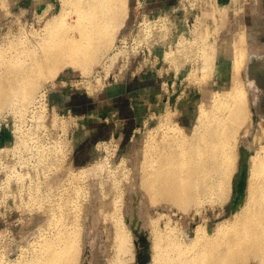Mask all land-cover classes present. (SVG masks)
Returning <instances> with one entry per match:
<instances>
[{
    "label": "rangeland",
    "instance_id": "rangeland-1",
    "mask_svg": "<svg viewBox=\"0 0 264 264\" xmlns=\"http://www.w3.org/2000/svg\"><path fill=\"white\" fill-rule=\"evenodd\" d=\"M173 2L172 9L147 16L136 0H128L126 16L120 21L123 24L119 22L120 32L118 29L114 32V48L102 54V57L110 54V59L98 60L86 70L65 67L53 82L41 80L25 116H20L14 102L0 109V264H30L35 253L53 235L77 232L82 233L80 240L98 239L99 247H103L101 263L106 264L112 243V221L119 216L124 221L126 216L131 219L133 214L127 213L128 208L136 207L137 202L142 204L139 209L143 216L138 221L145 240H153L145 224L153 217L157 221L155 226L163 231L162 240L172 241L171 246L165 247L169 250L178 240H184L186 229L194 233L200 226L212 235L219 225L232 221L229 205L239 161L230 180L228 199L223 203L202 201L185 213L176 207L164 212L160 210L163 206L154 207L146 202L149 206L145 207L141 198L133 200L130 182L124 180L125 189L119 190L117 196L111 192L105 199L104 211L110 212L109 218L100 217L98 225H93L95 212L89 207L93 193L100 194L103 183L107 189L118 178H112L111 182L107 180L109 176H132V149L143 135L159 127L167 112L170 121L175 123L180 116L179 122L191 129L201 106L211 104L208 91L218 89L228 79V75H223L239 54L225 52L224 45L229 43L227 48L236 47L245 53L251 41L264 44L262 22L251 29L237 19L245 10L240 0L234 1L232 7L220 0ZM60 12L59 0H0V70L9 57L17 56L29 63L27 53L37 41L42 43L43 27ZM76 20L77 13L69 9L64 26L73 27ZM73 29L68 33L78 38V30ZM121 41L125 44L121 45ZM243 56L245 59L247 53ZM208 64L209 68L204 69ZM246 64L247 69L256 67L250 59ZM253 72L261 94L256 103L250 100L253 120L248 137L251 140L259 124H264V67ZM241 147L247 149V144L244 142ZM94 169L99 171L92 172ZM83 171H87L85 176ZM100 179L102 185L98 184ZM37 182H42L41 191L36 188ZM74 183L83 186L84 203L76 205V197L72 195L71 200L67 195L66 186ZM50 186L55 191L61 188L62 195L68 196L73 208L69 220L66 218L61 223L56 220V216L66 214L67 206L62 209L57 204L62 197L50 200L41 197ZM112 194L116 197H111ZM115 201L119 203L114 206ZM129 230L135 254L132 264H135L139 253L143 257L144 247ZM85 247L79 264L90 261ZM245 264H253V260Z\"/></svg>",
    "mask_w": 264,
    "mask_h": 264
},
{
    "label": "bare ground",
    "instance_id": "bare-ground-1",
    "mask_svg": "<svg viewBox=\"0 0 264 264\" xmlns=\"http://www.w3.org/2000/svg\"><path fill=\"white\" fill-rule=\"evenodd\" d=\"M59 1L62 12L49 19L43 27L44 40L42 43L40 40V43L37 41L33 49L27 53L30 62L26 63L14 56L2 63L0 109L4 104L14 102L22 117L34 101L41 80L53 82L62 68L72 66L86 70L90 65L98 63V60L111 58L110 54L103 57L102 54L114 48V32L117 29L118 33L120 32L119 22L124 19L126 14L124 9L128 0ZM69 9L77 13L76 24L73 27L64 26ZM71 29L78 30L80 36L77 38L68 33ZM255 44L251 41L250 47H246L245 59L243 56L245 53L241 49L227 48L230 44H225V52L239 54L234 60V65L223 75L225 77L228 75V79H224L218 89L211 88L208 91L211 104L202 105L200 111L197 109L199 116L193 128L188 129L181 124L180 116L176 117L175 123L173 120L170 121L167 112V115H163L164 119L162 118L163 122L159 127L148 135H143L140 141L135 140L137 143L134 148L132 147V176L128 177L129 174L126 176L122 173H120L122 177L119 174L109 176L107 180L111 182L118 178L114 179L113 185L107 189H104L103 183V187L100 186V194L93 193L94 198L89 207L95 212L92 218L94 226L98 225L100 217L109 218L110 212L104 211L107 208L105 199L111 192H115L117 196L119 190L125 189L124 180L131 183L129 185L132 199L141 198L145 207L149 206L146 205L148 202L154 207L163 206L160 210L164 212L176 207L185 213L202 201L212 204L225 202L228 199L231 177L239 161L238 174L234 179V194L229 205L232 208V221L219 225L212 235L200 226L196 227L194 233L186 229L183 232L184 240H178L177 245H173L169 250L165 247L171 246L172 241L162 240L163 231L155 226L157 221L153 217L147 219L145 224L147 228L149 226L153 239L151 243L149 242L150 260L147 264H245L250 259L253 260V264H264V124H259L252 140L248 137L252 133L253 120L250 100L256 103L261 94V90L256 86L253 70L264 67V44ZM248 59L256 66L252 68L253 70L251 67L246 68ZM209 66L210 64L204 66V69ZM249 70H252V73ZM249 93L252 94L251 98ZM244 142L247 149L241 147ZM96 170L92 172L99 171ZM85 172L87 171L82 172L83 176L87 174ZM98 184L102 185L101 179ZM41 185L42 182L36 188H40ZM47 188L45 193L42 191L43 199L50 200L59 196L62 198L57 203L58 206L60 208L67 206L66 214L59 215L60 218L56 216L59 223L64 222L66 218L69 220V211H73L68 203V196L70 199L72 195L76 197V205L84 203L86 194L81 184L66 186L68 196L62 195L61 188L56 189L57 192L51 190V186ZM38 190L41 191V188ZM115 195L112 194L111 197H116ZM118 203L115 201L113 205ZM139 204L141 203L137 202L138 207L128 208L127 213L133 214L131 219L129 216L125 217V221L123 216L113 219V232H110L113 233L112 243L106 264L134 262L135 254L129 228L135 235L137 232L145 236L141 222L138 221V217L143 216ZM163 218L167 219L165 216ZM81 235L79 232L75 235L69 233L53 235L54 237L46 240L45 246L35 253L30 264H79L85 245L86 251L90 254L88 264H102L100 252L103 247H99L98 239L94 238L88 242L87 239L80 240ZM84 235L88 237L87 234Z\"/></svg>",
    "mask_w": 264,
    "mask_h": 264
},
{
    "label": "crops",
    "instance_id": "crops-1",
    "mask_svg": "<svg viewBox=\"0 0 264 264\" xmlns=\"http://www.w3.org/2000/svg\"><path fill=\"white\" fill-rule=\"evenodd\" d=\"M48 1V0H46ZM174 0H136V4L143 9L147 16H154L159 12L172 9ZM222 4L232 7L235 0H220ZM244 7L243 14L238 17V20L243 21L251 29H254L258 24H264V0H240ZM234 6V5H233ZM264 31V28H262Z\"/></svg>",
    "mask_w": 264,
    "mask_h": 264
},
{
    "label": "water",
    "instance_id": "water-1",
    "mask_svg": "<svg viewBox=\"0 0 264 264\" xmlns=\"http://www.w3.org/2000/svg\"><path fill=\"white\" fill-rule=\"evenodd\" d=\"M230 209H231V212H232V208L230 206ZM135 231V230H134ZM136 232V231H135ZM136 235L137 237L140 239V244L144 247V251H143V257L140 256V253L138 255V262L139 264H147V262L150 260L149 258V241L148 240H145V236L144 235H139L137 232H136Z\"/></svg>",
    "mask_w": 264,
    "mask_h": 264
},
{
    "label": "built area",
    "instance_id": "built-area-1",
    "mask_svg": "<svg viewBox=\"0 0 264 264\" xmlns=\"http://www.w3.org/2000/svg\"><path fill=\"white\" fill-rule=\"evenodd\" d=\"M120 43H121V45L125 44V42H122V41H121ZM125 47H126V46H125Z\"/></svg>",
    "mask_w": 264,
    "mask_h": 264
}]
</instances>
